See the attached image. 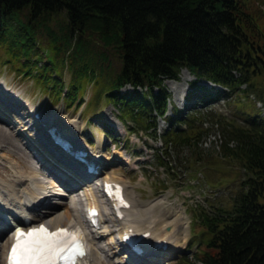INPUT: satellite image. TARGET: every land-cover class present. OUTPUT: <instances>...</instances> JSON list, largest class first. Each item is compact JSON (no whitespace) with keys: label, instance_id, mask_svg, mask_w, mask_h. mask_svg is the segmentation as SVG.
Returning a JSON list of instances; mask_svg holds the SVG:
<instances>
[{"label":"trees","instance_id":"1","mask_svg":"<svg viewBox=\"0 0 264 264\" xmlns=\"http://www.w3.org/2000/svg\"><path fill=\"white\" fill-rule=\"evenodd\" d=\"M258 18L247 0H0V45L11 65L31 74L54 100L65 86L66 104L79 106L93 80L96 92L86 110L103 94L129 130L152 137L158 134L157 115H165L170 126L154 159L172 175L177 171L166 159L174 152L175 162L189 170L188 159L201 160L209 148L202 140L212 127L203 121L215 124L219 135L210 145L237 159L243 174L231 191V206L213 199L192 207L197 251L176 264H264V119L241 108L243 123L213 109L184 113L173 105L174 113L165 114L164 82L187 67L195 74L188 98L250 96L263 108L264 93L255 90L257 75L264 73ZM201 77L222 87L200 83ZM127 83L133 88L122 91ZM104 129L116 136L112 127Z\"/></svg>","mask_w":264,"mask_h":264},{"label":"rangeland","instance_id":"2","mask_svg":"<svg viewBox=\"0 0 264 264\" xmlns=\"http://www.w3.org/2000/svg\"><path fill=\"white\" fill-rule=\"evenodd\" d=\"M247 1L251 6V11L257 15L259 14L257 23L264 32V0ZM10 58V55L5 51L4 46L0 45V96L2 97L3 95L2 93L5 85L12 87L19 94L17 95L19 98H17L20 99V105L17 104V99L14 96L12 99H9L12 94L4 89L7 92V101L10 100L11 103H9L10 105L5 103L6 106L0 105V116L7 120L14 119L16 122L8 135L9 138L11 137L10 139H14L20 144L22 143L21 141L24 140L29 146L26 148V145L24 144L21 149L7 143V145H2V151L6 150L11 152V155L13 154L15 158L18 159L20 164L24 166L25 172L35 169L39 172L40 178L48 180L49 177L46 175V171L43 169L38 156L43 161L45 160V163L49 162L54 166L57 165L56 161L52 162L50 159L48 160V158L44 159L46 158L45 154H48V152L43 147V145L46 144V142L43 141H45V139H51L49 132L47 130H41L42 127L38 129V127L34 125L32 133L23 131L19 135V139H16L14 132H16L22 124L17 122L14 116L16 111H12V109H18V114H30L31 116H33L32 111H34V109L43 110L44 112L50 113L54 116L53 123L57 126L60 125L63 129H72V123L70 120L72 117H76L79 125L77 134L81 137L83 143L88 147L89 152H95L96 148L99 147L106 156H109V159L105 161L106 166L101 171V175L104 176L106 174L113 177L120 176V179H126L129 185H125L130 191H127V189L125 190L126 197H129L131 200L132 197L130 194L132 189H135L138 205L144 209L150 208V212L143 209L141 213L142 218L144 217L146 220L142 222L143 224H146L148 219L155 218L154 229L160 232L162 231L164 223L169 222V220L170 222H172L171 219H177V221L180 222L182 220L181 231H179L176 239L177 241L171 247L172 251L162 256L160 260L158 259L149 264H176L182 255H185L188 259H190L192 254L197 251V242H191L194 226L196 224V222H193L192 207H196L198 203L209 205L213 199L216 204L222 203L225 206H231V191L236 188V184L243 174V168L240 167L241 165L239 161L237 159L223 156L221 151L213 148L210 145V140L207 139V143L203 142V146L209 148L206 149L208 151L205 150L202 152L201 160L194 159L193 157L188 159L190 168L187 170L188 168L186 169L182 165L175 162L173 152L166 160L174 165L173 169L175 168L177 174L172 175L167 173L165 167L162 164L157 163L154 159L156 146L162 144L161 137L157 136V138H153L151 135L143 132L142 130L139 131V133L129 130L127 125L124 124L117 116V107L113 104V102L106 99L103 94L99 101L91 99L90 102L93 106L90 110L87 108L89 111L84 108L86 101L92 98L96 92V89L92 87L93 80H89L85 85L83 91L85 100L83 103L77 106L76 101H73L71 104L67 105L63 99L65 86L61 90V97L54 100V96L50 93V91H48V89H42L41 84L36 82L35 78L31 74H25L22 70H17L16 65L12 66ZM68 78L69 73L66 71L65 79L68 80ZM194 78L195 74L187 67L181 68L178 78H165L164 82L167 90L169 91V95L167 97L168 107L165 114L174 113L172 108L173 105L177 106L180 112L185 113V111L188 110L187 104L190 106V102L194 101V98L191 97V99L187 97L191 88L190 81ZM199 80L200 83H206L202 77L199 78ZM257 80L258 84L255 88L256 92L264 93V73L257 75ZM132 88L133 86L127 83L121 87V90L125 91ZM197 101L201 102L202 105L201 103H195L196 109H191V113L199 114V111H202V109L205 110V108L212 107L217 109L219 113L223 114L226 119L234 121L235 123H243L244 119L239 115V108H241L242 110L251 113V115H259L264 119V109L258 106L256 104V99L250 96H244L242 98H239V96L235 98V95L230 97L222 96L219 99L209 102H205L203 98H200V100ZM258 102L260 103V101ZM19 107H22V109H19ZM53 112H55V115L52 114ZM27 119L28 117L26 120ZM157 122L159 132L164 131L170 125L168 118L166 117L164 119L161 115L157 116ZM105 123L117 130V139L110 136L105 137V132L103 130V124ZM26 124L28 123L26 122ZM176 125L184 126L185 123L182 122L181 124H175V126ZM0 127H2L1 122ZM46 129H48V126ZM41 131L43 133L42 135ZM17 134L18 133H16V135ZM34 137H41L42 144L36 142ZM33 152H35L36 156H34ZM114 153H119L123 159L126 158L129 162L125 164V162L120 161V159L118 160V158H115L117 159L115 160L111 157V154L113 155ZM13 169L14 168L11 166L7 158L0 156V194L2 193L4 196L0 198L1 202L5 200L7 201L9 198L8 192H3L5 189L8 191L5 187L6 182H4V180L10 183L13 182ZM60 169L63 171L62 168ZM77 185L76 189L81 190V186L78 185V187ZM48 188L50 191L54 189L60 190V186L56 184L55 186H49ZM94 192H96V203L100 212L102 213L105 209H109V201L101 194L99 187H95ZM55 195L56 196L50 197L52 202L51 205H54V202L57 200L58 202L63 203H58L55 206L56 208L53 207L51 210L59 209L61 204H63L61 208H64V205L67 204L68 200V198L65 197L66 195H64V197H61L58 194ZM207 198L209 199L208 201ZM184 199L189 201L188 205ZM259 200L264 202V193L259 197ZM134 203L132 202L133 206H128L131 208L130 210L135 209ZM87 204V199L82 198V202H80L79 205L77 204V206L82 207V212L86 213L85 206ZM70 211L72 213L73 209ZM146 212H148V214H145ZM133 215L134 214L131 216ZM9 216L15 223L16 221L13 216L10 214ZM179 217H181V219ZM84 220H86L84 215H77V217H74L73 214H69V216L61 220V222L63 224L75 226L78 225L77 222H79L88 231L89 225L87 220ZM110 223H112V227L117 226L114 221H110ZM109 238L110 237L107 233L104 237L98 240V244L101 243V245H103L105 249L111 253V259H107V257L104 258V256L101 257L102 263L125 264V260L122 262H116V260L126 258L124 257V252L120 253L121 247L118 246L116 242H114V246L111 247L107 241ZM10 239V231H0V264H5V254ZM115 251H117V253ZM140 260L145 261L144 259ZM131 263L135 264L136 262L132 260Z\"/></svg>","mask_w":264,"mask_h":264},{"label":"bare ground","instance_id":"3","mask_svg":"<svg viewBox=\"0 0 264 264\" xmlns=\"http://www.w3.org/2000/svg\"><path fill=\"white\" fill-rule=\"evenodd\" d=\"M4 89H6V91L11 93L12 96H14L17 99L16 100L17 104L20 105V99H18L19 97L17 96V95H19L18 92L15 91V89H13L12 87H8L6 85L4 86ZM4 89H3L2 97L0 96V105L1 106H6L5 100L7 99V92ZM17 104H16V106H17ZM12 111H16L14 116H15L17 122L22 124L19 126L18 130L16 132H14L16 139H19L18 137L23 131H25V132L27 131L28 133L29 132L32 133V129H33L34 125H36L38 127V129H40V127H44V129H41V130H45V127L54 124L53 123L54 122V116H52L50 113L44 112L43 110H39V109L35 110L34 109V112L38 115V118H35V121H34L33 116H31L30 114L21 115L23 113L18 114L19 111L17 113V110L12 109ZM52 114L55 115V112H53ZM27 117H28V119L26 120ZM0 120H1L0 122L2 123V127H0V156L7 158L9 163L11 164V166L14 168L13 169L14 175L12 177L13 182L10 183V182L4 180V182H6L5 187L8 189V191L5 189V191H3V192H5V193L8 192L9 198L7 201L6 200L3 202L0 201V223L1 222L4 223L2 219H4L5 216H3V215H7L8 213H10L13 215L14 218H16L17 222H19L20 219H22L23 224L25 223V221H23V218H25L27 215H29L30 221L29 220L27 221L29 225L30 224H37L39 221L46 220L50 225H52V227H55L59 224H63L61 222V220L65 219V217L69 216V214H73L74 217H77V215L78 216L79 215L86 216V214L84 212H82V207L77 206V204L79 205L80 202H82V198L87 199V203L89 205L97 204L96 203L97 202V196H96V192H94L95 186H97V187H99V185L102 186L104 178H111V179H115V180L119 179V180L123 181V182L122 181L121 182L124 185L125 184L129 185L127 180L126 179H120L119 178L120 176L119 177H113V176H108L105 174L104 177L101 178L100 180L97 178L96 179H89L87 182H85L81 186V192L77 191L76 187L72 186V185H69V191H64L63 189H60V190L54 189L52 191L48 190L49 186L51 187V186H55V184H57L56 180L54 178L50 177L48 180L42 179V178H40L39 172L36 171L35 169H32L29 172H25L24 166L22 164H20L18 159H16L13 154L11 155V152L6 151V150L2 151V148H1V147H3L2 145H7V143L14 145L16 148H21V149H22L24 144L26 145V148L29 145L26 144L24 140L23 141L20 140L22 142L20 144V143L16 142L14 139H10L11 137L9 138L8 135L10 134V131L13 129V126L16 124L14 119L7 120V119H4L3 117L0 116ZM25 121L26 122L29 121L30 125L26 124ZM70 122L72 123V129H63L60 125L57 127L62 132H64V131L67 132V134H69L71 136V139L74 142L80 144L83 141H82L81 137L77 134V132L79 130L78 120L76 117H72ZM16 133H18V134L16 135ZM42 134L43 133L41 131V135ZM34 138H35L36 142L42 144L41 137H39V138L34 137ZM43 147L45 148V150L48 152V154L53 159V160H51L52 162H55V161L61 162L55 166V167L58 166L57 169L61 170L60 168H62L64 172L66 170L71 169V165L67 163V161L63 158V156L60 157L57 154V152H55V154H53L52 152L48 151V149L45 145H43ZM98 148H96L95 152H92L89 154L90 158L98 159V158H101L102 155H104L106 158L109 157V156H106L105 153L100 150V148L99 149ZM33 154H34V156H36L35 152H33ZM115 154L117 157H120L121 159L123 158L120 154H118V153H115ZM40 160H42V159L40 158ZM42 163H45V160ZM126 185H125V190L127 189ZM127 191H129V189H127ZM55 194H58L61 197L62 196L64 197V195H66L65 197L68 198L67 204L64 205L65 206L64 208H61V206L63 205V204H61L59 206L60 207L59 209L51 210L58 203H63V202H58V200L57 201L55 200L56 202H54L55 203L54 205H51L50 203L45 204V202L49 199V197L50 196H56ZM131 194H130V196L132 197L131 202H133V203L135 202L134 203L135 209L130 210L131 208L128 207V208H126L127 209V211H126V209L123 208L124 210H120L119 213H116L114 211V208H113V206L116 205V201H115V199L114 200L110 199V201L108 202L110 205L109 209H105L102 212L101 217L99 218V225H93V224L89 223L91 229H95L94 233H92V234L89 233L90 228L88 231H85V228L79 222H77L80 229L84 230L85 236H86L87 241H88V243H87L88 250L86 252V255L80 260L79 264H103L102 259H101L102 256H104V258L107 257V259H111V253H109L103 245L98 244V240L101 239L102 237H104L107 233H108V236L110 237L107 241L111 245V247H113L114 246L113 243L116 242L118 244V246L121 247L120 253L124 252V257L128 258L127 260L126 259L116 260V262L117 261L122 262L123 260H125L124 261L125 264H127V261L132 262V260H129L128 253L126 251H122V249H124V247L126 246V244L123 242V239H122L124 233L129 234V235H126L125 238H130L132 236H134L135 238L136 237L140 238L141 232L148 230L149 234L146 237H143L140 239V241L142 243H144L145 245H150V243H152V241L154 239L158 240V241L161 240V241L168 242L169 250H167L165 252L158 253L160 258H157V260L158 259L160 260L162 256H164L168 252L172 251L171 247L177 241L176 240L177 236L179 234V231H181L180 229L182 226V224H181L182 220L180 222V221H177V219H174V220L171 219L172 222H170V220H169V222L164 223L162 231H160V232L156 231L154 229L155 218L148 219L147 220L148 222L146 224L142 223L143 221H146L144 219V217L142 218V216H141V213H142L144 208L141 207L140 205H138V200L136 198L135 189H132ZM2 197H4V196L1 193L0 198H2ZM128 201L130 202V200H128ZM131 202H130V205L133 206V204H131ZM13 209H14V211H13ZM71 209H73L72 213L70 211ZM144 210L150 212V208H148V209L145 208ZM148 212H146L145 214H148ZM132 214H134V215L131 216ZM148 217H146V218H148ZM179 218L181 219V217H179ZM85 219H86V217H85ZM84 221H86V220H84ZM110 221H114L115 225H117V226L112 227V223H110ZM31 222H33V223H31ZM18 224H20V223H18ZM4 226L7 227V224H5ZM7 228H0V230L5 229L4 231H6ZM115 231H116V233H115ZM13 232H14V229L11 231L12 239H13ZM134 240H136V239H134ZM115 252L117 253V251H115ZM143 256L148 260H147V262L141 260V263H148L149 264V263L155 262L153 254L151 255V254L145 253V255H143ZM149 257H152V259H150Z\"/></svg>","mask_w":264,"mask_h":264},{"label":"snow or ice","instance_id":"4","mask_svg":"<svg viewBox=\"0 0 264 264\" xmlns=\"http://www.w3.org/2000/svg\"><path fill=\"white\" fill-rule=\"evenodd\" d=\"M16 242L9 254V264H75V257L82 254V247L74 236L60 229L49 233L41 226L28 232L17 230Z\"/></svg>","mask_w":264,"mask_h":264},{"label":"built area","instance_id":"5","mask_svg":"<svg viewBox=\"0 0 264 264\" xmlns=\"http://www.w3.org/2000/svg\"><path fill=\"white\" fill-rule=\"evenodd\" d=\"M219 135V133H210V134H208L205 138H204V140L202 141V144H203V142H205V143H207V139L208 140H210V143L212 142V140H215V138L217 137ZM213 138V139H212Z\"/></svg>","mask_w":264,"mask_h":264}]
</instances>
